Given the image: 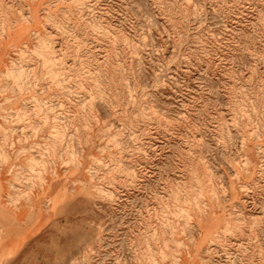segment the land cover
<instances>
[{
  "label": "rangeland",
  "instance_id": "obj_1",
  "mask_svg": "<svg viewBox=\"0 0 264 264\" xmlns=\"http://www.w3.org/2000/svg\"><path fill=\"white\" fill-rule=\"evenodd\" d=\"M0 178V264H264V0H0Z\"/></svg>",
  "mask_w": 264,
  "mask_h": 264
},
{
  "label": "crops",
  "instance_id": "obj_2",
  "mask_svg": "<svg viewBox=\"0 0 264 264\" xmlns=\"http://www.w3.org/2000/svg\"><path fill=\"white\" fill-rule=\"evenodd\" d=\"M5 183L3 184L1 178H0V192H1V187H5ZM4 196L2 195V193H0V203H2V198ZM0 211L3 213H7L8 217L10 218V221L13 222V223H16V220H17V217H18V213L16 210H12V209H8L7 206H3L1 205L0 206ZM15 211V212H14ZM13 214H15V216H13ZM17 216V217H16ZM15 217V218H14Z\"/></svg>",
  "mask_w": 264,
  "mask_h": 264
},
{
  "label": "bare ground",
  "instance_id": "obj_3",
  "mask_svg": "<svg viewBox=\"0 0 264 264\" xmlns=\"http://www.w3.org/2000/svg\"><path fill=\"white\" fill-rule=\"evenodd\" d=\"M10 67H11V66H10ZM10 67H9V68H10Z\"/></svg>",
  "mask_w": 264,
  "mask_h": 264
}]
</instances>
